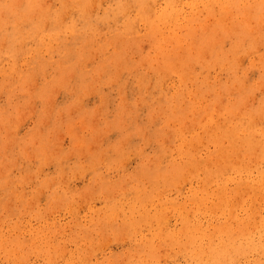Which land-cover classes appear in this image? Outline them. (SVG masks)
Masks as SVG:
<instances>
[{"label": "rangeland", "instance_id": "374dc122", "mask_svg": "<svg viewBox=\"0 0 264 264\" xmlns=\"http://www.w3.org/2000/svg\"><path fill=\"white\" fill-rule=\"evenodd\" d=\"M164 1L0 0V264H79V262L80 264H136L137 262L138 264H264V185H258L259 187L256 185L264 174V159H261L262 156H257L256 160L252 155H255L256 151L258 153L256 155L262 154L261 144L264 142V122H262L264 121V11L261 10V8L264 10V0H225L230 3L227 6V15L223 14L219 3L214 0L206 2L171 0L174 17L172 16L169 21L161 22L156 20V13L164 6ZM232 13L233 15H230ZM223 15L232 18L231 22L228 23L229 19ZM249 16L256 22L248 18ZM142 17L152 23L153 31L147 29L141 20ZM260 17L262 21L259 20ZM221 18L222 23L228 19L226 26L224 25L226 30L216 29L214 32H208L211 26H218L215 21ZM202 24L207 30H203V27L201 29ZM230 24L232 26L227 27ZM259 26H261L260 30ZM192 28L198 30L193 31ZM228 29L230 31L227 32ZM161 36L168 40L160 39ZM175 37L178 42L173 39ZM192 38L195 43H191ZM213 41L216 43L214 44ZM197 44L202 45L203 48H198ZM194 50L202 51L205 55ZM157 54L161 56L155 57ZM142 60L145 61L142 63ZM166 60L174 64L177 72L183 74L181 81L185 83L181 84L174 71L169 69L162 71L160 64ZM179 62L185 63L180 65ZM202 78L206 79L202 80ZM191 85L192 87H189ZM230 88L235 89V92ZM190 90L192 92L200 90L194 101L199 100L198 97L202 99H200L202 105L199 101L195 104L198 108L199 105L206 106L204 114L207 116L202 113L194 116L187 111L186 107L192 100ZM207 90L212 94L206 93ZM185 91L189 94H185ZM218 93H221V96ZM203 94L204 98H202ZM205 95L209 97L204 100V104ZM241 102L242 106L239 105ZM214 103L218 106L216 107ZM182 114L186 121H191L185 122L183 118L180 120L175 118L176 115ZM245 114L247 117L249 114L248 119ZM254 115L256 117H253ZM188 116H193L194 119L191 118L194 121L188 119ZM252 118L256 120L253 122ZM246 119L250 120L251 124L248 121L243 122ZM187 123L190 125H188L189 131L186 129ZM247 124L251 127H246ZM233 126L236 127L235 130ZM213 127L217 134L220 131L218 135L215 134ZM181 129L185 131L182 132ZM227 130L230 133L229 137L234 141H237L235 137H239L238 141L244 138L240 133L243 134L242 136L248 133V138H244L245 141L252 140L249 145L252 144L254 149L259 147L258 150L246 148L248 144H243L244 139H240L242 142L237 141L239 143L236 145L237 151L232 153L234 159L229 156L225 161L217 160L218 146L222 145V148H226L231 141L230 138L225 139V135L218 137L223 131L226 134ZM210 131L214 132L209 133ZM251 132L255 133L254 139L259 137L257 142L261 146H258L257 142L254 143L256 139L252 138ZM233 133L235 136L231 135ZM237 133L240 136H236ZM197 136H201L198 141ZM209 136L211 139L208 138ZM220 139H223V144ZM194 140L196 143L193 142ZM205 142L209 146L208 144L205 146ZM225 143L227 145H224ZM213 150L214 152L210 153ZM211 154H214V159ZM236 155L240 157L237 158ZM196 159L199 161L196 162ZM188 160L192 162H187ZM169 161L170 163L167 164ZM215 162L217 164H214ZM240 162L245 164L241 166ZM249 162L251 163L246 165ZM183 164L189 165L188 168L185 165L187 170L182 167ZM210 164L218 167L212 168L216 173L213 174L211 169L204 168L213 167ZM202 165L204 167H201ZM189 167L192 174L189 173ZM243 167H247L248 170ZM200 168L203 169L199 172ZM164 170H166L165 175ZM210 171L211 181L210 178L208 180V174L205 179V173ZM217 171L222 175L217 174ZM185 172L193 179H189ZM158 173L160 176L157 175ZM213 175H216L218 180ZM184 176L188 177L186 182ZM201 177L207 182L203 180L200 182ZM171 179L174 180L172 183ZM179 182L181 184H178ZM240 182L242 184H238ZM204 183L211 188V192H207L209 188L205 187ZM253 183L254 185H251ZM221 184H224L226 191L223 190V195L218 188ZM245 185L249 186L250 191ZM253 187L259 188L258 196L254 194L256 188L251 190ZM215 188L217 192L213 190ZM248 191L251 193L246 194ZM240 192L243 196H239ZM243 193L248 195L245 199ZM223 196L225 201L220 202ZM196 197L201 198V202H198ZM191 200H195L193 201L195 203H191ZM256 201L260 203L257 204ZM230 202L233 204L232 207ZM209 204L214 206L210 207ZM235 204L236 210L232 209ZM250 205L259 209L258 213H256L257 209L250 208V210ZM191 207L196 210H192ZM219 208L220 210L217 211L216 209ZM227 208H231L232 211L229 212ZM102 209L105 214L99 212ZM251 213L253 217L256 216L255 219L253 218L256 221L249 216ZM106 215L107 219H104ZM103 216L105 217L101 219ZM231 217L235 222H231L233 220ZM243 223L244 225H240ZM192 224H199L200 228H205L198 229L195 233L197 236L195 237L198 238L196 243L199 244H195V238L193 242L186 239V235L182 232L185 226ZM239 225L243 227L240 231ZM220 229L226 232L222 233ZM173 232H175V240L169 237ZM199 235L202 237L200 238ZM217 235L221 238H217ZM181 237L183 241L186 239L187 243L182 242L179 239ZM208 238L213 241H206ZM189 244H192V248ZM224 246L225 248L228 246L227 251ZM209 249L212 252L210 257H208ZM215 250L217 254L220 252L218 255L221 259L217 257ZM200 251L204 253L202 256ZM137 254H140L139 257ZM197 254H200V257Z\"/></svg>", "mask_w": 264, "mask_h": 264}, {"label": "bare ground", "instance_id": "6f19581e", "mask_svg": "<svg viewBox=\"0 0 264 264\" xmlns=\"http://www.w3.org/2000/svg\"><path fill=\"white\" fill-rule=\"evenodd\" d=\"M132 1H133V0H132ZM139 1L141 2L142 0H139ZM157 1H158V0H157ZM203 1L206 2V1H208V0H203ZM214 1L217 2V3H219L221 11H223V14H224V13L226 14V12H227V6H228L230 3L227 2V1H225V0H224V2H223V0H214ZM246 1H247V0H246ZM129 2H130V1H129ZM135 2H136V1H135ZM144 2H145V1H144ZM153 2H154V1H153ZM181 2H182V1H181ZM230 2H232V1H230ZM258 2H259V1H258ZM154 3H156V2H154ZM262 3H263V2H262ZM126 4H127V3H126ZM129 4H130V3H129ZM142 4H143V2H142ZM142 4H141V6H142ZM178 4H179V3H178ZM236 4H237V3H236ZM120 5H122V4H120ZM240 5H241V4H240ZM254 5L256 6V3H255ZM131 6H132V5H131ZM133 6H134V5H133ZM188 6H189V5H188ZM238 6H239V5H238ZM255 6H254V7H255ZM260 6H261V5H260ZM262 6H263V5H262ZM262 6H261V7H262ZM144 7H145V5H144ZM198 7H199V6H198ZM204 7H205V6H204ZM207 7H208V6H207ZM213 7H214V6H213ZM239 7H241V6H239ZM239 7H238V8H239ZM261 7H260V8H261ZM118 8H119V7H118ZM124 8H125V7H124ZM130 8H131V7H130ZM139 8H140V7H139ZM173 8H174V6H173L171 0H165V1H164V6H163L162 8H160L159 11L156 13V20H161V22L169 21L171 18L174 17L173 14H172ZM201 8H202V7H201ZM215 8H217V7L215 6ZM234 8H235V7H234ZM243 8H244V7H243ZM122 9H123V8H122ZM122 9H120V10H122ZM140 9H141V8H140ZM146 9H147V8H146ZM209 9H210V8H209ZM212 9H213V8H212ZM236 9H237V8H236ZM239 9H240V8H239ZM241 9H242V8H241ZM174 10H175V9H174ZM215 10H216V9H215ZM217 10H218V9H217ZM234 10H235V9H234ZM261 10L264 11L263 8H261ZM118 11H119V10H118ZM126 11L128 12V9H126ZM126 11H124V12H126ZM130 11H131V10H130ZM137 11H138V10H137ZM155 11H156V10H155ZM202 11H203V10H202ZM205 11H206V10H205ZM228 11H229V10H228ZM250 11H251V13H252V10H250ZM124 12H121V13H124ZM141 12H142V11H141ZM144 12H145V11H144ZM179 12H180V11H179ZM218 12H219V11H218ZM229 12H230V11H229ZM235 12H236V11H235ZM244 12H245V11H244ZM244 12H243V13H244ZM152 13H153V12H152ZM173 13H174V11H173ZM215 13H216V12H215ZM227 13H228V12H227ZM230 13H231V12H230ZM236 13H237V12H236ZM240 13H241V12H240ZM243 13H242V14H243ZM246 13H247V12H246ZM260 13H261V11H260ZM112 14H113V13H112ZM119 14H120V13H119ZM127 14H128V13H127ZM197 14H198V13H197ZM197 14H196V15H197ZM209 14H210V13H209ZM212 14H214V13H212ZM212 14L210 15L211 17H212ZM216 14H217V13H216ZM238 14H239V13H238ZM238 14H236V15H238ZM242 14H241V15H242ZM123 15H124V14H123ZM226 15H227V14H226ZM226 15H223V16H226ZM230 15H233V13L230 14ZM243 15H244V14H243ZM246 15L248 16V14H246ZM251 15H252V14H250V16H251ZM260 15H261V14H260ZM263 15H264V14H263ZM143 16H145V15H143ZM172 16H173V17H172ZM192 16H193V15H192ZM205 16H206V15H205ZM228 16H229V15H228ZM250 16H249L248 18H250ZM253 16H254V15H253ZM108 17H109V16H108ZM194 17H195V16H194ZM211 17H210V18H211ZM213 17H214V16H213ZM221 17H222V15H221ZM226 17H227V16H226ZM230 17H231V16H230ZM262 17H263V16H262ZM262 17H260L259 20L262 21ZM177 18H178V17H177ZM205 18H206V17H205ZM207 18H208V17H207ZM223 18H224V17H223ZM227 18L229 19V21H228ZM227 18H226V19H227L226 22H223L224 24L221 22L222 18H221V19H216L217 21L214 20L218 26H216V27L211 26V28H210V30H209L208 32H214L216 29H217V30H219V29H220V30H223V29L226 30L225 26H226L227 21H228V23H230V22H231V19H232V18L230 19L229 17H227ZM13 19H14V18H13ZM128 19H129V18H127V20H128ZM150 19H151V18H150ZM189 19H190V18H189ZM193 19H194V18H193ZM208 19H209V18H208ZM208 19H207V20H208ZM237 19H238V18H237ZM239 19H241V17H240ZM243 19H245V17H243ZM246 19H247V17H246ZM250 19H252V18H250ZM135 20H136V19H135ZM141 20L143 21L144 25L147 26V29H148V30H151V31L154 30V28H153V26H152V23L149 22V20L145 19V17H144V18L142 17ZM153 20H154V19H153ZM211 20H213V19H211ZM211 20H210V21H211ZM223 20H224V19H223ZM252 20H253V19H252ZM252 20H251V21H252ZM259 20H258V22H259ZM14 21H15V20H14ZM131 21H132V20H131ZM187 21H188V20H187ZM224 21H225V20H224ZM253 21L256 22L255 19H254ZM198 22H199V21H198ZM202 22H203V20H202ZM204 22H205V19H204ZM212 22H213V21H212ZM248 22H250V21H248ZM133 23H134V21H133ZM135 23H136V21H135ZM170 23H171V22H170ZM232 23H233V22H232ZM232 23H231V24H232ZM240 23H241V22H240ZM243 23H245V22H243ZM128 24H129V23H128ZM136 24H137V23H136ZM179 24H180V23H179ZM179 24H178V25H179ZM182 24H184V22H183ZM198 24H199V23H198ZM206 24H207V23H206ZM208 24H209V23H208ZM213 24H214V23H213ZM231 24H230V25H227V27H228V26L231 27V26H232ZM235 24H236V23H235ZM252 24H253V23H252ZM262 24H263V22H262ZM24 25H25V24H24ZM125 25H126V24H125ZM194 25H195V24H193V26H194ZM200 25H201V24H200ZM224 25H225V26H224ZM141 26H142V25H141ZM159 26H160V25H159ZM161 26H162V25H161ZM173 26H174V25H173ZM240 26H241V25H240ZM240 26H239V27H240ZM249 26L251 27V25H249ZM249 26H248V27H249ZM252 26H253V25H252ZM168 27H171V26L168 25ZM191 27H192V26H191ZM194 27H196V26H194ZM202 27H203V24H202V26H201V29H202ZM230 27H229V28H230ZM241 27H242V26H241ZM245 27H247V26L245 25ZM260 27H261V26H259V30L261 29ZM166 28H167V27H166ZM126 29H127V28H126ZM183 29H185V28H183ZM188 29H189V26H188ZM192 29H193V28H192ZM204 29L207 30V28H205V26L203 27V30H204ZM245 29L248 31L247 28H245ZM251 29H253V28H251ZM257 29H258V28H257ZM164 30H165V29H164ZM168 30H169V29H168ZM168 30H167V31H168ZM194 30L196 31V30H198V29H193V31H194ZM225 30H224V31H225ZM232 30H233V28H232ZM232 30H231V31H232ZM237 30H238V29H237ZM240 30H241V28H240ZM243 30H244V29H243ZM254 30H255V29H254ZM74 31H75V30H74ZM126 31H128V30H126ZM187 31H188V30H187ZM228 31H230V30L228 29L227 32H228ZM131 32H132V34H133V31H131ZM182 32H183V31H182ZM189 32H190V31H189ZM244 32H245V30H244ZM248 32H250V31H248ZM258 32H259V31H258ZM258 32H256V33H258ZM165 33H166V32H165ZM167 33H168V32H167ZM185 33H186V32H185ZM235 33H236V32H235ZM242 33H243V31H242ZM253 33H254V32H253ZM260 33H261V32H260ZM186 34H187V33H186ZM247 34H248V33H247ZM249 34H250V33H249ZM125 35H126V34H125ZM157 35H158V34H157ZM172 35H174V34H172ZM193 35H194V34H193ZM218 35H219V34H218ZM243 35H244V33H243ZM252 35H253V34H252ZM252 35H251V36H252ZM256 35H257V34H256ZM259 35H260V34H259ZM263 35H264V34H263ZM132 36H133V35H132ZM158 36H160V35H158ZM238 36H239V35H238ZM240 36H241V33H240ZM161 37H162V38H160V39L164 40V38H165V40H166V37H163V36H161ZM176 37H177V36H176ZM176 37L173 38V39H175V41H177V38H176ZM182 37H183V36H182ZM214 37H215V36H214ZM241 37H242V36H241ZM249 37H250V36H249ZM5 38H6V37H5ZM49 38H50V37H49ZM89 38H90V37H89ZM123 38H124V37H123ZM131 38H132V37H131ZM167 38H168V34H167ZM189 38H190V37H189ZM242 38H244V37H242ZM251 38H252V37H251ZM173 39H172V40H173ZM180 39H182V38H180ZM190 39H191V38H190ZM121 40H123V39H121ZM127 40H128V39H127ZM167 40H168V39H167ZM167 40H166V41H167ZM194 40H195V39H194ZM231 40H232V38H231ZM231 40H229V42H230ZM249 40H250V39H249ZM259 40H260V39H259ZM51 41H52V40H51ZM169 41H170V40H169ZM183 41H184V40H183ZM183 41H182V42H183ZM192 41H193V38H192ZM41 42H43V41H41ZM123 42H124V41H123ZM125 42H126V41H125ZM128 42H129V41H128ZM160 42H161V41H160ZM177 42H178V41H177ZM190 42H191V41L189 40V44H190ZM232 42H233V41H232ZM259 42H260V41H259ZM163 43H164V42H163ZM168 43H169V42H168ZM191 43H195V42L193 41V42H191ZM208 43H209V42H208ZM213 43L215 44L216 42L213 41ZM234 43H236V42H234ZM243 43H244V42H243ZM253 43H254V42H253ZM45 44H46V43H45ZM159 44H160V43H159ZM159 44H158V45H159ZM169 44H171V43H169ZM172 44H173V43H172ZM178 44H179V43H178ZM180 44H181V43H180ZM180 44H179V45H180ZM224 44H225V43H224ZM236 44H237V43H236ZM261 44H262V43H261ZM173 45H174V44H173ZM176 45H177V44H176ZM179 45H177V46L179 47ZM197 45H198V44H197ZM208 45H209V44H208ZM232 45H233V44H232ZM232 45H231V46H232ZM238 45H239V44H238ZM251 45H252V44H251ZM253 45H254V44H253ZM256 45H257V43H256ZM52 46H53V45H52ZM126 46H127V45H126ZM165 46H166V45H165ZM171 46H172V45H171ZM193 46H194V45H193ZM193 46H192V47H193ZM198 46H199L198 48L201 49L202 45L199 44ZM205 46H206V44H205ZM210 46H211V45H210ZM231 46H230V47H231ZM259 46H260V44H259ZM157 47H158V46H157ZM162 47H163V46H162ZM261 47H262V46H261ZM127 48H128V47H127ZM167 48H168V47H167ZM170 48H171V47H170ZM173 48H174V46H173ZM182 48H183V47H182ZM186 48H187V46H186ZM193 48H194V47H193ZM202 48H203V47H202ZM238 48H239V47H238ZM124 49H125V48H124ZM142 49H143V48H142ZM152 49H153V47H152ZM163 49H164V48H163ZM175 49H176V48H175ZM175 49H174V50H175ZM183 49H184V48H183ZM190 49H191V48H190ZM206 49H207V47H206ZM125 50H126V49H125ZM166 50H167V49H165V51H166ZM169 50H170V49H169ZM177 50H178V49H177ZM196 50H198V49H196ZM196 50H194V51L196 52ZM35 51H36V50H35ZM167 51H168V50H167ZM184 51H185V50H184ZM190 51H191V50H190ZM215 51H216V50H215ZM241 51H242V50H241ZM246 51H248V50H246ZM156 52H157V51H155V53H156ZM175 52H176V51H175ZM186 52H187V50H186ZM197 52H202V51H197ZM197 52H196V53H197ZM205 52H207V51H205ZM216 52H217V51H216ZM249 52H250V51H249ZM130 53H132V52H130ZM158 53H159V52H158ZM173 53H174V52H173ZM177 53H179V52H177ZM187 53H188V52H187ZM190 53H191V52H190ZM190 53H189V55H190ZM218 53H219V52H218ZM247 53H248V52H247ZM160 54H161V53H160ZM165 54H166V53H165ZM202 54H204V53L202 52ZM206 54H207V53H206ZM158 55H159V54L155 55V57L158 56ZM189 55H188L187 57H189ZM196 55H197V54H196ZM196 55H195V56H196ZM204 55H205V54H204ZM207 55H208V54H207ZM217 55H218V54H217ZM159 56H161V55H159ZM159 56H158V57H159ZM163 56H164V55H163ZM163 56H162V57H163ZM155 57H154V58H155ZM158 57H157V59H158ZM204 57H205V56H204ZM227 57H228V56H227ZM262 57H263V56H262ZM144 58H145V57H144ZM175 58H176V57H175ZM180 58H181V57H180ZM197 58H198V57H197ZM208 58H209V57H208ZM152 59H153V58H152ZM163 59H164V58H163ZM190 59H192V58H189V60H190ZM200 59H201V58H200ZM200 59H199V62H200ZM205 59H207V58H205ZM259 59H261V58H259ZM259 59H258V60H259ZM137 60H138V59H137ZM145 60H146V62L148 61L147 58H146ZM145 60H142V63H143ZM194 60H195V59H194ZM157 61H158V60H157ZM157 61H156V62H157ZM175 61H176V60H175ZM183 61H184V60H183ZM204 61H205V60H204ZM208 61H209V60H208ZM260 61H261V60H260ZM260 61H259V62H260ZM202 62H203V61H202ZM213 62H215V61H213ZM213 62H212V63H213ZM142 63H140V64H142ZM184 63H185V62H179L180 65H182V64H184ZM187 63H188V62H186V65H187ZM215 63H216V62H215ZM232 63H233V62H232ZM192 64H193V63H192ZM142 65H144V64H142ZM158 65H159V64H158ZM201 65H202V64H201ZM206 65H207V64H206ZM206 65H205V66H206ZM215 65H216V64H215ZM221 65H222V64H221ZM225 65H226V64H225ZM225 65H224V66H225ZM194 66H195V65H194ZM207 66H208V65H207ZM212 66H214V65H212ZM217 66H218V64H217ZM217 66H216V68H217ZM224 66H223V67H224ZM238 66H239V65H238ZM235 67H236V66H235ZM132 68H133V67H132ZM147 68H148V67H147ZM160 68L163 69L162 71H164V69H169V70H171V71H174V73H176V74L178 75V78H179L180 81L183 79V78H182V77H183V74H182L180 71L177 72V71L174 69V68H175V67H174V64H172L171 62H167V60H166V62L164 61V62H162V63L160 64ZM178 68H179V67H178ZM189 68H190V67H189ZM201 68H202V66H201ZM191 69H192V68H191ZM191 69H190V70H191ZM202 69H203V68H202ZM202 69H201V70H202ZM234 69H235V68H234ZM169 70H167V71L169 72ZM205 70H206V69H205ZM213 70H214V69H213ZM221 70H222V69H221ZM151 71H152V70H151ZM159 71H161V70L159 69ZM181 71H183V70L181 69ZM222 71H223V70H222ZM199 72H201V71H199ZM209 72H210V71H209ZM150 73H151V72H150ZM159 73H160V72H159ZM190 73H191V72H190ZM195 73H196V72H195ZM195 73H194V74H195ZM203 73H204V72H203ZM162 74H163V72H162ZM162 74H161V75H162ZM170 74H171V73H170ZM196 74H197V73H196ZM196 74H195V75H196ZM42 75H43V74H42ZM159 75H160V74H159ZM165 75H166V74H165ZM190 75H191V74H190ZM202 75H203V74H202ZM237 75H238V74H237ZM197 76H198V75H197ZM199 76H200V75H199ZM141 77H143V76H141ZM141 77H140V78H141ZM158 77H159V76H158ZM176 77H177V76H176ZM193 77H194V76H193ZM201 77H202V76H201ZM142 79H143V78H142ZM158 79H159V78H158ZM166 79H167V78H165V80H166ZM200 79H201V78H200ZM203 79H204V78H202V80H203ZM205 79H206V78H205ZM205 79H204V80H205ZM143 80H144V79H143ZM194 80H195V79H194ZM194 80H191V81L194 82ZM233 80H235V78H234ZM236 80H238V79H236ZM158 81H159V80H158ZM163 81H164V80H163ZM181 82H182V81H181ZM195 82H196V80H195ZM205 82H207V81H205ZM161 83H162V81H161ZM163 83H164V82H163ZM166 83H167V81H166ZM183 83H185V82H182L181 84H183ZM203 83H204V81H203ZM233 83H234V82H233ZM189 84H190V83H189ZM195 84H196V83H195ZM200 84H202V82H201ZM205 84H206V83H205ZM207 84H208V82H207ZM233 85H234V84H233ZM233 85H232V86H233ZM236 85H237V84H236ZM184 86L186 87L185 84H184ZM197 86H198V85H197ZM232 86H231V88H232ZM239 86H240V84H239ZM241 86H242V85H241ZM189 87H192V85L189 86ZM215 87H216V86H215ZM55 88H56V87H55ZM186 88H187V87H186ZM196 88H197V87H196ZM227 88H228V86H227ZM231 88H230L231 91H234V90H235V89L232 90ZM234 88H236V86H234ZM237 88H238V87H237ZM239 88H240V87H239ZM213 89H214V88H213ZM176 90H177V89H176ZM181 90L184 91V89H181ZM185 90H186V89H185ZM205 90H206V89H205ZM210 90H211V89H210ZM215 90H216V89H215ZM199 91H200V90H199ZM199 91L194 92V90H193V92H192V91L190 90V96H192V98H191V97H190V98H191L192 100L189 101V103H188V107H186V109H187V111H189V112H190L192 115H194V116L201 115L200 113H202L204 116H207V114H206V115L204 114L205 111H206V106H200V105H202V103L200 102V99H201V98L198 97L199 100L197 99V101L200 102L199 108L196 107V104H197L198 102H197V101H194V99L197 98V92H199ZM228 91H229V89H228ZM218 92H220V90H218ZM234 92H235V91H234ZM55 93H56V92H55ZM187 93H188V92L185 91V94H187ZM203 93H205V92H203ZM206 93H208V90H207ZM210 93H211V92H210ZM221 93H223V92H221ZM221 93H220V94H221ZM241 93H242V92H241ZM175 94H176V93H175ZM188 94H189V93H188ZM208 94H209V93H208ZM208 94H207V95H208ZM211 94H212V93H211ZM211 94H209V95H211ZM216 94H217V93H216ZM218 94H219V93H218ZM220 94H219V96H221ZM229 94H230V93H229ZM238 94H239V93H238ZM56 95H57V94H56ZM207 95H205V99H203V103H204V100H206V98L209 97V96L206 97ZM222 95H223V94H222ZM225 96H226V95H225ZM173 97H174V95H173ZM228 97H229V96H228ZM230 97H231V96H230ZM230 97H229V98H230ZM235 97H236V96H235ZM244 97H245V96H244ZM202 98H204V94H203V97H202ZM241 98H242V97H241ZM172 99H173V98H172ZM227 99H228V98H227ZM231 99H232V98H231ZM236 99H237V98H236ZM201 100H202V99H201ZM232 100H233V99H232ZM232 100H231V101H232ZM237 100H238V99H237ZM242 100H243V99H242ZM174 101H175V100H174ZM182 101H183V99H182ZM220 101H221V99H220ZM244 101H245V100H244ZM244 101H243V102H244ZM263 101H264V100H263ZM184 102H185V100H184ZM196 102H197V103H196ZM206 102H207V101H206ZM234 102H235V101L233 100V104H235ZM246 102H248V101L246 100ZM261 102H262V101H261ZM174 103H175V102H174ZM181 103H182V102H181ZM195 103H196V104H195ZM215 103H216V101H215ZM215 103H214V105H216ZM221 103H222V102H221ZM231 103H232V102H231ZM244 103H245V102H244ZM248 103H249V102H248ZM183 104H184V103H183ZM204 104H205V103H204ZM240 104H242V102L239 103V105H240ZM257 104H258V102H257ZM207 105H208V104H207ZM242 105H243V104H242ZM242 105H240V106H242ZM197 106H198V105H197ZM217 106H218V104L216 105V107H217ZM235 106H236V105H235ZM256 106H257V105H256ZM182 107H183V106H182ZM213 107H214V106H213ZM216 107H215V108H216ZM236 107H237V106H236ZM259 107H260V106H258V108H259ZM261 107H262V106H261ZM254 108H255V107H254ZM263 108H264V107H263ZM240 109H241V107H240ZM242 109H244V108L242 107ZM213 110H214V109H213ZM251 110H252V109H251ZM255 110H256V109H255ZM17 111H18V110H17ZM170 111H171V110H170ZM183 111H184V110H183ZM222 111H223V110H222ZM237 111H238V110H237ZM243 111H245V109H244ZM259 111H260V110L258 109V112H259ZM173 112H174V111H173ZM240 112H241V111H240ZM182 113H183V112H182ZM190 113H189V114H190ZM248 113L250 114L251 112H248ZM222 114H223V113H222ZM234 114H235V113H234ZM238 114L241 115V113H238ZM243 114H244V112H243ZM249 114H248V117H249ZM184 115H185V114H184ZM186 115H188V114L186 113ZM186 115H185V116H186ZM214 115H215V114H214ZM214 115H213V116H214ZM245 115H246V117H247V114H245ZM259 115H260V114H259ZM259 115H258V117H259ZM172 116H173V115H172ZM182 116H183V114H182L181 116H179V115L177 116V115H176L175 118H176V119L178 118V119L180 120V119L183 118ZM241 116L243 117V115H241ZM241 116H239V117L241 118ZM263 116H264V115H263ZM61 117H62V116H61ZM191 117H193V116H191ZM191 117L188 116V119H189V118L192 119ZM248 117H247V119H248ZM250 117H251V115H250ZM253 117H256V115H254ZM258 117H257V118H258ZM261 117H262V116H261ZM169 118H170V117H169ZM224 118H225V117H224ZM228 118H229V117H228ZM243 118H245V116H244ZM186 119H187V116H186ZM193 119H194V117H193ZM193 119H192V120H193ZM203 119H205V117H204ZM215 119H216V117H215ZM234 119H235V117H234ZM236 119H237V117H236ZM247 119H246L245 121H243V122H246V121L249 122V121H250V120H247ZM252 119H253V122L256 120V119L254 120V118H252ZM183 120H184L185 122H190V121H191V120H190V121H186L184 118H183ZM195 120H196V119H195ZM217 120H218V119H217ZM259 120H260V119H259ZM261 120H262V119H261ZM261 120H260V121H261ZM263 120H264V119H263ZM176 121H177V120H176ZM193 121H194V120H193ZM214 121H215V120H214ZM228 121H229V120H228ZM239 121H240V119H239ZM260 121H259V122H260ZM174 122H175V120H174ZM174 122L171 121V123H174ZM178 122H179V121H178ZM231 122H232V120H231ZM262 122H264V121H262ZM225 123H226V122H225ZM225 123H224V124H225ZM229 123H230V122H229ZM239 123H240V122H239ZM194 124H195V123H193V125H194ZM200 124H201V123H200ZM211 124H213V123H211ZM220 124H221V123H220ZM236 124H238V122H237ZM244 124H245V123H244ZM249 124H251V123L249 122ZM249 124H247L246 127H247V126H250ZM255 124H257V123L255 122ZM259 124H260V123H259ZM184 125H185V124H183V126H184ZM188 125H189V124L187 123V126H188ZM203 125H204V124H203ZM206 125H207V123L205 124V126H206ZM214 125H216V123H215ZM230 125L232 126L231 123H230ZM230 125H229V127H230ZM239 125H240V124H239ZM174 126H175V125H174ZM174 126H173V127H174ZM189 126H190V125H189ZM189 126H188V127H189ZM201 126H202V124H201ZM225 126H226V124H225ZM227 126H228V124H227ZM234 126H235V124H234ZM234 126H233V127H234ZM242 126H244V125H242ZM252 126H254V124H253ZM188 127H187L186 129H188V131H189L190 127H189V128H188ZM195 127H196V125H195ZM203 127H204V126H203ZM220 127H222V126H220ZM250 127H251V126H250ZM250 127H248V128H250ZM256 127H257V126H256ZM260 127H261V126H260ZM182 128H183V127H182ZM192 128L194 129V127H192ZM196 128H199V127H196ZM213 128H214V127H213ZM237 128H238V127H237ZM171 129H172V127H171ZM216 129H217V128H216ZM219 129H220V128H219ZM219 129H218V130H219ZM221 129H222V128H221ZM229 129H230V128H228V130H229ZM235 129H236V127H234V130H235ZM244 129H245V128H244ZM178 130H179V129H178ZM181 130H182V132L185 131V129H184V130L181 129ZM198 130H199V129H198ZM224 130H226V127H224ZM228 130H227L228 133L226 132V134H224V131H223V133H221L220 136H218V137H221V136L223 137V135H225V137H226L225 139L230 138V137H229V136H230V133H229L230 130H229V131H228ZM234 130H232V131H234ZM246 130H247V128H246ZM261 130H262V129H261ZM175 131H176V130H175ZM214 131H215V134H217V133H216L217 131L215 130V128H214ZM214 131H212V132L210 131L209 133H213ZM232 131H231V132H232ZM241 131L243 132L244 130L241 129ZM241 131H240V132H241ZM250 131H251V130H250ZM182 132H181V133H182ZM237 132H238V131H237ZM240 132H239V133H240ZM244 132H245V131H244ZM179 133H180V132H179ZM186 133H187V132H186ZM191 133H192V132H191ZM200 133H202V131H200ZM207 133H208V132H207ZM209 133H208V134H209ZM219 133H220V131L218 132V134H219ZM234 133H235V131H234ZM234 133L231 134V135L233 136ZM259 133H261V131H259ZM263 133H264V130H263ZM215 134H214V136L216 137ZM218 134H217V135H218ZM228 134H229V135H228ZM237 134H238V133H237ZM249 134H250V133H249ZM253 134H255V133H252V132H251V136H253ZM256 134H257V133H256ZM180 135H181V134H180ZM197 135H198V134H197ZM202 135H204V133H203ZM202 135H201V136H202ZM210 135H211V134H210ZM240 135H241V137L248 138V136H247L248 133L246 134V136H242L243 134H241V133H240ZM240 135L238 134V135H236V136H240ZM257 135H258V134H257ZM57 136H58V135H57ZM173 136H174V135H173ZM201 136H197V137H198L197 141L200 140L199 137H201ZM234 136H235V135H234ZM251 136H250V138H251ZM263 136H264V135H263ZM179 137H180V136H179ZM175 138H176V137H175ZM208 138H210V136H209ZM238 138H239V137H238ZM238 138L235 137V139H237V141H238ZM244 138H240V139L243 140ZM252 138L254 139V136H253ZM252 138H251V139H252ZM258 138H259V137H255V139H256V140L254 139L255 142H254V140H253V142H254L255 144H256ZM263 138H264V137H263ZM182 139H183V138H182ZM204 139H205V138H204ZM210 139H211V138H210ZM213 139L216 140V139H219V138H216V139L213 138ZM230 139H231V141H230V142L228 141V142H229L228 145H227V143L224 144V145H227L226 148H222V145H221V146H218V148H217V153H216L217 160L225 161V160L228 159L229 156H232V153H233V152H236V151H237V149H236L237 146H236V145H237V144L239 145V143H237V141H234V140L232 139V137H231ZM240 139H239L238 142H242V140L240 141ZM177 140H178V139H177ZM220 140H221V142H222V144H223V141H222L223 139H220ZM220 140L218 141V142H219V143H218L219 145L221 144ZM246 140H247V139H246ZM189 141H191V140L189 139ZM202 141H204V140L202 139ZM211 141H212V140H211ZM211 141H210V143H211ZM224 141H226V140H224ZM244 141H245V139H244ZM259 141H260V139H259ZM263 141H264V139H263ZM175 142H176V141H175ZM193 142H195V140H194ZM207 142H208V139H207ZM207 142L204 143L205 146L209 143V142H208V143H207ZM235 142H236V143H235ZM251 142H252V140H251L250 142H249V141H248V142L245 141V143H243V144H246V145L248 144V147H247L246 145H245V146H246V148L250 149V147L253 148V147H252V144L249 145V143H251ZM190 143H192V142H190ZM195 143H196V142H195ZM216 143H217V142H216ZM261 143H262V142H261ZM174 144H175V143H174ZM179 144H180V143H179ZM204 144H203V145H204ZM213 144H214V143H213ZM243 144H242V145H243ZM255 144H254V145H255ZM263 144H264V142L261 144V145H262V146H261V145L257 142V145H258V146L260 145V146L262 147V151H261L262 154L259 153L260 155H256L257 151H256L255 155L251 153V154L253 155V157H254V156L256 157V160H257V158H258L257 156H259V157L262 156L261 159H264V145H263ZM187 145L190 146L189 144H187ZM197 145H198V142H197ZM199 145H201V144L199 143ZM224 145H223V146H224ZM208 146H209V144H208ZM213 146H214V145H213ZM243 146H244V145H243ZM175 147H176V145H175ZM198 147H199V146H198ZM200 147H201V146H200ZM200 147H199V148H200ZM202 147H203V146H202ZM220 147H221V148H220ZM170 148H171V147H170ZM176 148H177V147H176ZM181 148H182V147H181ZM185 148H186V147H184V149H185ZM238 148H240V147H238ZM243 148H244V147H243ZM258 148H259V147H257V149H254V148H253V149H254V150H258ZM173 149H174V148H173ZM188 149H190V148H188ZM192 149H193V148H191V150H192ZM177 150H178V148H177ZM182 150H183V149H182ZM186 150H187V149H186ZM193 150H194V149H193ZM196 150H197V149H196ZM196 150H194V151H196ZM241 150H243V149H241ZM241 150H239V151H241ZM244 150H246V149L244 148ZM172 151H173V150H172ZM187 151H189V150H187ZM199 151H200V149H199ZM252 151H253V150H252ZM252 151H249V152H252ZM259 151H260V150H259ZM192 152H193V151H192ZM212 152H214V150L211 151L210 153H212ZM174 153H175V151H174ZM184 153H186V152H184ZM196 153H197V152H196ZM196 153H193V154L196 155ZM172 154H173V153H172ZM177 154H178V153H177ZM201 154H202V153H201ZM206 154H207V153H206ZM208 154H209V153H208ZM214 154H215V153H214ZM214 154H211V155L213 156V159L215 158V157H214ZM238 154H239V153H238ZM245 154H247V153H245ZM251 154L249 153V155H251ZM257 154H258V153H257ZM100 155H101V154H100ZM160 155H161V154H160ZM164 155H165V154H164ZM170 155H171V154H170ZM240 155H241V154H240ZM209 156H210V155H209ZM234 156H235V155H234ZM236 156H237V158L240 157V156L238 157V155H236ZM165 157H166V156H165ZM175 157H176V156H175ZM185 157H186V156H185ZM185 157H184V158H185ZM196 157H197V156H196ZM203 157H204V156H203ZM207 157H208V156H207ZM210 157H211V156H210ZM244 157H245V156H244ZM244 157H243V160H244ZM247 157H248V156H247ZM255 157H254V158H255ZM176 158H177V157H176ZM232 158L234 159L233 156H232ZM186 159H187V158H186ZM197 159H198V157H197ZM197 159H196V160H197ZM213 159H212V163H213ZM230 159H231V158H230ZM240 159L242 160V158H240ZM248 159H249V158H248ZM250 159H251V158H250ZM210 160H211V158H210ZM238 160H239V159H238ZM252 160H255V159H252ZM258 160H259V159H258ZM182 161H183V160H182ZM189 161H191V160H188L187 162H189ZM194 161H195V160H194ZM198 161H199V160H197L196 162H198ZM175 162H176V161H175ZM185 162H186V161H185ZM187 162H186V163H187ZM191 162H192V161H191ZM196 162H195V163L193 162V163H194V164H197ZM205 162H206V161H205ZM229 162H230V161H229ZM231 162H232V161H231ZM252 162H253V161H252ZM254 162L258 163L257 161H254ZM163 163H164V162H163ZM169 163H170V161H169L167 164H169ZM193 163H191V164H193ZM203 163H204V162H203ZM232 163H233V162H232ZM240 163H241V162H240ZM243 163H244V162H243ZM243 163H241V164L238 163V164L242 166ZM250 163H251V162H249V163L246 164V165H249ZM176 164H177V162H176ZM204 164H205V163H204ZM214 164H217V163L215 162ZM214 164H210V165H213V167L210 166V168H209V167L206 168L207 166L204 167L203 165H202L201 167H204L205 169H208V170L211 169V170L213 171L212 168H214V167H215V168H218V167L214 166ZM219 164H221V163H219ZM223 164L225 165V162H224ZM233 164H235V163H233ZM244 164H245V163H244ZM179 165H180V164H179ZM185 165H186V168H188L187 166H189V165H187V164H183L182 167L185 168ZM206 165H207V164H206ZM224 165H221V166L223 167ZM246 165H245V166H246ZM252 165H253V163H252ZM263 165H264V164H263ZM170 166H171V165H170ZM176 166H177V165H176ZM197 166H200V165H197ZM208 166H209V165H208ZM219 166H220V165H219ZM221 166H220V167H221ZM245 166H244V167H245ZM250 166H251V165H250ZM254 166H255V165H254ZM254 166H253V167H254ZM258 166H259V165H258ZM171 167H173V166H171ZM182 167H180V168H182ZM192 167H193V166H192ZM225 167H226V165L224 166V168H225ZM236 167H237V166H236ZM244 167H243V168H244ZM183 168H182V170H183ZM186 168H185V169H186ZM193 168H195V167H193ZM227 168H228V166H227ZM239 168H240V167H239ZM243 168H242V169H243ZM246 168H247V167H246ZM246 168H244V169H246ZM195 169H196V168H195ZM202 169H203V168H202ZM202 169L200 168L199 172H200ZM228 169H229V168H228ZM228 169H226V170L228 171ZM233 169H234V167H233ZM244 169H243V170H244ZM249 169H251V168H249ZM186 170H187V169H186ZM186 170H185V171H186ZM188 170L190 171L189 173H191V167H189ZM217 170H218V169H217ZM222 170L225 171L224 169H222ZM240 170H241V169H240ZM247 170H248V168H247ZM261 170H262V169H261ZM141 171H142V170H141ZM165 171H166V170H164V175L166 174ZM177 171H178V170H177ZM183 171H184V170H183ZM197 171H198V168H197ZM214 171H215V172H214ZM214 171H213V174L216 173V170H215V169H214ZM218 171H219V170H218ZM218 171H217V174L220 175L221 173H219ZM220 171H221V170H220ZM263 171H264V170H263ZM175 172H176V171H175ZM175 172H174V174H175ZM186 172H187V171H186ZM186 172H185V174L188 173V172H187V173H186ZM199 172H196V174H199ZM221 172H222V171H221ZM225 172H226V171H225ZM210 173H211V171L205 173V179H206V175L208 174V176H209V177H208V180H209V178H210V181H211V178H212V177L210 176ZM247 173H248V172H247ZM255 173H257V171H255ZM261 173H262V171H261ZM263 173H264V172H263ZM172 174H173V173H172ZM181 174H183V173H181ZM191 174H192V173H191ZM222 174H224V173L222 172ZM222 174H221V175H222ZM248 174H249V173H248ZM157 175L160 176V173H158ZM178 175H179V174H178ZM211 175H212V173H211ZM219 175H218V176H219ZM181 176H182V175H181ZM181 176H180V177H181ZM186 176H188L189 179L192 178V177L190 178L191 175L189 176V175L187 174ZM201 176H202V174H201ZM213 176H216V175H213ZM248 176H249V175H248ZM153 177H154V176H153ZM165 177H166V176H165ZM182 177H183V176H182ZM182 177H181V178H182ZM188 177H186V178H188ZM193 177H194V176H193ZM222 177H224V176H222ZM245 177H246V175H245ZM256 177H257V176H256ZM256 177H255V178H256ZM167 178L169 179V176H168ZM184 178H185V176H184ZM186 178H185V179H186ZM195 178H196V177H195ZM195 178H194V179H195ZM203 178H204V175H203ZM203 178H202V177L200 178V179H201L200 182H203V181H204ZM216 178H217V176L215 177V179H216ZM238 178H239V177H238ZM179 179H180V178H179ZM182 179H183V178H182ZM192 179H193V178H192ZM222 179H223V178H222ZM243 179H244V178H243ZM246 179H247V178H246ZM248 179H249V178H248ZM248 179H247V180H248ZM202 180H203V181H202ZM217 180H218V178H217ZM219 180H220V179H219ZM251 180H253V179H251ZM255 180H256V179H255ZM255 180H254V181H255ZM141 181H142V180H141ZM172 181H174V180L171 179V183H172ZM179 181H180V180H179ZM182 181H184V179H183ZM186 181H187V179L185 180V182H186ZM193 181H194V180H193ZM230 181H231V180H230ZM241 181H242V179H241ZM154 182H155V181H154ZM162 182H163V181H162ZM185 182H184V183H185ZM198 182H199V181H198ZM204 182H207V181L205 180ZM216 182H218V181H216ZM222 182H223V181H222ZM242 182H245V181H242ZM242 182H240V183H238V184H242ZM173 183H174V182H173ZM227 183H228V182H227ZM230 183H231V182H230ZM150 184H151V183H150ZM153 184H157V183H153ZM153 184H152V185H153ZM158 184H159V182H158ZM158 184H157V185H158ZM163 184H164V183H163ZM178 184H181V182H179ZM182 184H183V183H182ZM194 184H195V183H194ZM198 184H199V183H198ZM204 184H205V183H204ZM214 184H215V183H214ZM245 184H246V182H245ZM161 185H162V184H161ZM170 185H171V184H170ZM176 185H177V184H176ZM200 185H201V184H200ZM200 185H199V186H200ZM206 185H207V184H205L204 186H205V187H208V186H206ZM248 185H249V183H248ZM248 185H245V186H247V188H248L247 190L250 191V188H249L250 185H249V186H248ZM251 185H254V183L251 184ZM256 185H257V186H258V185H264V174H262L261 177L258 179ZM177 186H178V185H177ZM191 186H192V185H191ZM209 186H210V183H209ZM211 186H212V185H211ZM214 186H215V185H214ZM214 186H213V187H214ZM236 186H237V185H235V187H236ZM245 186H243V188H244ZM136 187H137V186H136ZM144 187H145V186H144ZM148 187H149V185H148ZM154 187L156 188V186H154ZM179 187H181V186L179 185ZM202 187H203V184H202ZM258 187H259V186H258ZM262 187H263V186H262ZM145 188H146V187H145ZM161 188H163V186H162ZM161 188H160V190H161ZM203 188H204V187H203ZM208 188H209V187H208ZM208 188H207V189H208ZM218 188H220L219 190H220V192H221V195H223V194H224V191H225V190H224V188H225L224 184H221L220 187L218 186ZM254 188H256V187L251 188V190H253ZM135 189H136V188H135ZM178 189H179V188H178ZM207 189H205V190H207ZM210 189H211V188H209V190H207V192L210 191ZM245 189H246V187H245ZM138 190H141V189H138ZM163 190H165V189H163ZM213 190H215L216 192L218 191V190H216V188L213 189ZM213 190H212V191H213ZM223 190H224V191H223ZM257 190H259V188H258V189L256 188V192H255L254 194H257V196H258L259 194L257 193ZM200 191H201V188H200ZM236 191H237V190H236ZM244 191H246V190H244ZM249 191H248V193L246 192V194H250L251 192L249 193ZM254 191H255V190H254ZM254 191H253V192H254ZM147 192H149V191L147 190ZM161 192H163V191L161 190ZM202 192H203V191H202ZM202 192H201V193H202ZM210 192H211V191H210ZM225 192H226V191H225ZM238 192H239V191H238ZM253 192H252V193H253ZM170 193H171V192H170ZM213 193H214V195H217V194H215V192H213ZM240 193H241V192H240ZM132 194H133V193H132ZM151 194H152V193H151ZM151 194H150V195H151ZM161 194H163V193H161ZM171 194H172V193H171ZM179 194H181V192H180ZM203 194H204V193H203ZM209 194H211V193H209ZM243 194H244V193H243ZM246 194H244V195H245V196H244V199L246 198V196H248V195H246ZM177 195H178V194H177ZM212 195H213V194H212ZM219 195H220V194H219ZM221 195H220V196H221ZM234 195H235V194H234ZM234 195H233V196H234ZM241 195H242V193H241L239 196H241ZM251 195H252V194H251ZM165 196H166V195H165ZM200 196H201V195H200ZM220 196H219V197H220ZM237 196H238V195H236V197H237ZM239 196H238V197H239ZM242 196H243V195H242ZM253 196H255V195H253ZM257 196H255V198H256ZM132 197H133V196H132ZM141 197H142V196H141ZM161 197H162V196H161ZM194 197H195V196H194ZM209 197H210V196H209ZM217 197H218V196H217ZM250 197H251V196H250ZM133 198H134V197H133ZM139 198H140V197H139ZM139 198H138V199H139ZM146 198H147V197H146ZM157 198H158V197H157ZM165 198H166V197H165ZM214 198H215V197H214ZM214 198H213V199H214ZM221 198H222V197H221ZM144 199H145V198H144ZM144 199H143V200H144ZM169 199H170V197H169ZM179 199H180V198H179ZM181 199H182V198H181ZM184 199H185V198H184ZM189 199H190V198H189ZM211 199H212V198H211ZM219 199H220V198H219ZM219 199H218V200H219ZM233 199H234V197H233ZM240 199H241V198H240ZM248 199H249V198H248ZM250 199H251V198H250ZM258 199H259V198H258ZM262 199H263V198H262ZM196 200H198V202H201V198H198V199H197V197H196ZM218 200H216V201H218ZM227 200H228V199H227ZM241 200H242V199H241ZM251 200H252V199H251ZM253 200H254V198H253ZM136 201H137V200H136ZM157 201H158V200H157ZM166 201H168V200H166ZM171 201H172V200H171ZM193 201H195V200H193ZM193 201L191 200V203H195V202H193ZM213 201H214V200H213ZM223 201H225L224 196H223V200L221 199L220 202H223ZM234 201H235V200H234ZM244 201H245V200H244ZM244 201H243V202H244ZM247 201H248V200H247ZM258 201H259V200H258ZM120 202H121V201H120ZM151 202H152V201H151ZM220 202H219V204H220ZM232 202H233V201H232ZM250 202H251V201H250ZM256 202H257V201H256ZM110 203H111V202H110ZM152 203H153V202H152ZM177 203H178V202H177ZM209 203H210V202H209ZM216 203H217V202H216ZM216 203H213V204L215 205ZM239 203H240V202H239ZM252 203H253V204H252ZM252 203H251V204L254 205L255 201L252 202ZM259 203H260V202H259ZM259 203L257 202V204H259ZM144 204H145V203H144ZM144 204H143V205H144ZM165 204H166V202H165ZM178 204H179V203H178ZM197 204H198V203H197ZM197 204H196V206H197ZM213 204H211V205L214 206ZM219 204H218V205H219ZM230 204H231L230 206L232 207L233 204H232L231 202H230ZM236 204H238V203H236ZM236 204L234 205V208H232V209L236 210V209H235ZM240 204H241V203H240ZM119 205H120V204H119ZM134 205H135V204H134ZM198 205H199V204H198ZM209 205H210V204H209ZM209 205H207V207H208ZM211 205H210V207H212ZM222 205H223V204H222ZM222 205H220V206L222 207ZM238 205H239V204H238ZM238 205H237V206H238ZM111 206H112V205H111ZM130 206H131V205H130ZM136 206H137V205H136ZM175 206H176V205H175ZM175 206H174V207H175ZM205 206H206V205H205ZM205 206H203V207H205ZM220 206H219V207H220ZM223 206H224V205H223ZM240 206H241V205H240ZM243 206H244V205H243ZM257 206H258V205H257ZM257 206H256V207H257ZM158 207H159V206H158ZM192 207H195V206H192ZM192 207H191V208H192ZM216 207H217V205L215 206V208H216ZM252 207H254V208H252ZM252 207H251V205H250V206H249V209H250V208L253 209V210H254V209H257V208H255V206H252ZM132 208H133V207H132ZM237 208H238V207H237ZM118 209H119V208H118ZM200 209H202V207H200ZM208 209H209V208H208ZM227 209H228V208H227ZM249 209H248V211H249ZM251 209H250V210H251ZM190 210H191V209H190ZM190 210H189V211H190ZM192 210H196V209H193V208H192ZM204 210H205V209H204ZM216 210L218 211V210H220V208H219V209H216ZM216 210H215L214 212H216ZM225 210H226V208H225ZM229 210H231V208L228 209V211H229ZM234 210H233L232 213H234ZM237 210H238V209H237ZM258 210H259V209L256 210V211H257L256 213H258ZM111 211H112V210H111ZM145 211H146V210H145ZM211 211H212V208L210 209V213H211ZM231 211H232V210H231ZM246 211H247V210H246ZM248 211H247V213H248ZM99 212L105 214V212L103 211V209H102V211H99ZM109 212H110V211H109ZM114 212H115V211H114ZM114 212H112V213H114ZM119 212H120V211H119ZM132 212H133V211H132ZM143 212H144V211H143ZM178 212H179V211H178ZM194 212H195V211H194ZM197 212H198V211H197ZM197 212H196V213H197ZM203 212H204V211H203ZM203 212H202V214H203ZM229 212H230V211H229ZM251 212L253 213L254 211H251ZM107 213H108V212H107ZM130 213H131V212H130ZM135 213H136V211H135ZM135 213H134V214H135ZM186 213H187V212H186ZM205 213H206V212H205ZM232 213H229V214H232ZM252 213H251L249 216H252ZM259 213H260V212H259ZM109 214H110V213H109ZM109 214H108V215H109ZM117 214H118V213H117ZM187 214H188V213H187ZM191 214H192V213H191ZM198 214H199V213H198ZM214 214H215V213H214ZM224 214H225V213H224ZM127 215H128V214H127ZM140 215H142V214H140ZM192 215H193V214H192ZM192 215H191V216H192ZM225 215H226V214H225ZM98 216H99V215H98ZM109 216H110V215H109ZM116 216H117V215H116ZM206 216H207V215H206ZM228 216H229V215H228ZM259 216H261V215L259 214ZM104 217H105V216H103L101 219H103ZM120 217H121V216H120ZM124 217H125V216H124ZM137 217H138V216H137ZM141 217H142V216H141ZM255 217H256V216H255ZM255 217L252 216V219H253V218L255 219ZM261 217H262V216H261ZM116 218H117V217H116ZM184 218H185V217H184ZM184 218H183V219H184ZM186 218H187V216H186ZM189 218H190V217H189ZM208 218H209V217H208ZM104 219H107V215H106V218H104ZM121 219H122V218H121ZM222 219H223V218H222ZM226 219H228V218H226ZM231 219H233V218L231 217ZM243 219H244V218H243ZM243 219H242V220H243ZM249 219H250V218H249ZM252 219H250V220H252ZM254 219H253V220H254ZM261 219H262V218H261ZM97 220H98V219H97ZM130 220H131V219H130ZM134 220H135V219H134ZM136 220H138V219L136 218ZM185 220H186V219H185ZM220 220H221V219H220ZM229 220H230V219H229ZM234 220H235V219L231 220V222L234 221ZM244 220H245V219H244ZM246 220H247V218H246ZM257 220H258V219H257ZM102 221H103V220H102ZM102 221H101V222H102ZM111 221H112V220H111ZM120 221H121V220H120ZM177 221H178V220H177ZM187 221H188V220H187ZM191 221H192V220H191ZM208 221H209V220H208ZM248 221H249V220H248ZM254 221H256V220H254ZM254 221H251V222H254ZM98 222H99V221H97V223H98ZM101 222H100V223H101ZM109 222H110V221H109ZM116 222H117V221H116ZM124 222H126V221H124ZM167 222H168V221H167ZM171 222H172V221H171ZM209 222H210V221H209ZM234 222H235V221H234ZM239 222H240V221H239ZM239 222H238V223H239ZM244 222H245V221H244ZM249 222H250V221H249ZM261 222H262V220H261ZM92 223H94V221H93ZM95 223H96V222H95ZM134 223H135V222H134ZM134 223H133V224H134ZM178 223H179V222H178ZM184 223H185V222H184ZM198 223H199V222H198ZM225 223H226V222H225ZM229 223H230V222H229ZM247 223H248V222H247ZM257 223H258V221H257ZM117 224H118V222H117ZM135 224H136V223H135ZM167 224H168V223H167ZM226 224H228V223H226ZM234 224H235V223H234ZM248 224H249V223H248ZM258 224H259V223H258ZM94 225H97V224H94ZM120 225H121V224H120ZM122 225H123V224H122ZM138 225H139V224H138ZM165 225H166V224H165ZM181 225H182V224H181ZM240 225H244V223H243V224H240ZM240 225H239V226H240ZM246 225H247V224H246ZM251 225L253 226L254 224H251ZM260 225H261V224H260ZM177 226H178V225H177ZM223 226H224V225H223ZM235 226H236V225H235ZM248 226H250V225H248ZM94 227H95V226H94ZM167 227H168V226H167ZM178 227H180V226H178ZM212 227H213V226H212ZM229 227H231V226H229ZM237 227H238V226H237ZM240 227H241V226H240ZM245 227H247V226H245ZM132 228H133V227H132ZM132 228H131V229H132ZM238 228H239V227H238ZM242 228H243V227H241V228L239 229V231H240ZM255 228H256V227H255ZM255 228H254V229H255ZM129 229H130V228H129ZM134 229H135V228H134ZM158 229H159V228H158ZM168 229H169V228H168ZM198 229H201V230H202V229H205V228H204V227L200 228V225H199V224H192V225H190V226H185V229L182 230V232H183L184 235H186V237H187L186 239H189L191 242H193V239L195 238V239H194V240H195V244H199L198 242L196 243V240H197L198 238H196L197 236H196V234H195V233L197 232ZM216 229H218V228H216ZM247 229H248V228H247ZM122 230H123V229H122ZM148 230H149V229H148ZM148 230H147V232H148ZM153 230H154V229H153ZM220 230L222 231V233L224 232L222 229H220ZM226 230H227V229H226ZM233 230H234V229H233ZM126 231H127V230H126ZM211 231H212V230H211ZM213 231H214V230H213ZM213 231H212V232H213ZM216 231H217V230H216ZM235 231H237V230H235ZM199 232H201V231H199ZM202 232H203V231H202ZM202 232H201V233H202ZM212 232H211V233H212ZM218 232H219V231H218ZM225 232H226V231H225ZM225 232H224V233H225ZM131 233H133V230H131ZM219 233L221 234V232H219ZM229 233H230V231H229ZM242 233H244V232H242ZM139 234H140V233H139ZM152 234H153V233H152ZM198 234H199V233H198ZM237 234H238V233H237ZM134 235H135V234H134ZM136 235H137V234H136ZM147 235H148V234H147ZM181 235H182V233H181ZM215 235H216V234H214V236H215ZM230 235H231V234H230ZM239 235H241V233H239ZM155 236H156V235H155ZM155 236H154V237H155ZM195 236H196V237H195ZM199 236H200V235H199ZM214 236H213V237H214ZM217 236H218V235H217ZM222 236H223V235H222ZM237 236H238V235H237ZM169 237H172L173 240H175V239H176L175 232H173L172 234H170ZM184 237H185V236H184ZM201 237H202V235L200 236V238H201ZM134 238H135V237H134ZM200 238H199V239H200ZM217 238L220 239V238H221L220 235H219ZM179 239H181L182 242H185V241H186V239H185V241H183L182 237L179 238ZM213 239H214V238H213ZM215 239H216V238H215ZM231 239H232V238H231ZM231 239H230V240H231ZM164 240H165V239H164ZM203 240H204V239H203ZM207 240H208L209 242H210V241H213V240H210L209 238L206 239V241H207ZM225 240H226V239H225ZM232 240L234 241V239H232ZM139 241H140V240H139ZM201 241H202V240H201ZM158 242H159V241H158ZM167 242H168V241H167ZM167 242H166V243H167ZM188 242H189V241H188ZM218 242H219V241H218ZM35 243H36V242H35ZM143 243H144V242H143ZM178 243H180V242H178ZM178 243H177V246H178ZM186 243H187V241H186ZM189 243H190V242H189ZM225 243H226V242H225ZM150 244H151V243H149V245H150ZM180 244H181V243H180ZM180 244H179V245H180ZM192 244H194V243H192ZM192 244H191V245H192ZM204 244H205V243H204ZM213 244H214V243H213ZM232 244H233V242H232ZM149 245H148V246H149ZM155 245H156V244H155ZM157 245H158V244H157ZM186 245H187V244H186ZM189 245H190V244H189ZM191 245H190V246H191ZM201 245H202V244H201ZM211 245H212V242H211ZM217 245H218V244H217ZM226 245H227V244H226ZM228 245H229V244H228ZM180 246H181V245H180ZM183 246H184V245H183ZM187 246H188V245H187ZM187 246H186V247H187ZM190 246H189V247H190ZM194 246H195V245H194ZM198 246H199V245H198ZM213 246H214V245H213ZM213 246H212V247H213ZM195 247H196V246H195ZM210 247H211V246H210ZM227 247H228V246H226V248H227ZM147 248H148V247H147ZM178 248H179V246H178ZM181 248L183 249V247H181ZM191 248H192V246H191ZM196 248H198V247H196ZM201 248H202V247H201ZM201 248H200V249H201ZM224 248H225V246H224ZM224 248H223V249H224ZM226 248H225V250L227 251ZM229 248H230V246H229ZM234 248H235V247H233V249H234ZM255 248H256V247H255ZM144 249H145V247H144ZM155 249H156V248H155ZM169 249H172V248H169ZM186 249H189V250H190V248H186ZM194 249H195V248H193V250H194ZM205 249H206V248H205ZM207 249H208V247H207ZM213 249H214V248H213ZM150 250H151V249H150ZM150 250H149L148 252H150ZM184 250H185V249H184ZM218 250H219V249H218ZM228 250H229V249H228ZM230 250H231V249H230ZM230 250H229V251H230ZM234 250H237V249H234ZM234 250H233V251H234ZM80 251H81V250H80ZM151 251H153V250H151ZM163 251H164V250H163ZM175 251H176V248H175ZM175 251H174V253H176ZM191 251H192V249H191ZM210 251H211V249H209V252H210ZM215 251H216V250H215ZM220 251H221V250H220ZM223 251H224V250H222V252H223ZM233 251H232V252H233ZM188 252H190V251H188ZM201 252H202V251H200L199 253H200L201 256H202L204 253L202 254ZM207 252H208V251H207ZM222 252H221V255H222ZM224 252H225V251H224ZM12 253H13V252H12ZM143 253H144V252H143ZM151 253H152V252H151ZM158 253H159V252H158ZM167 253H168V252H167ZM178 253H179V252H178ZM211 253H212V252L209 253V256H208V257H210ZM215 253L217 254V251H216ZM215 253H213V254H215ZM241 253H242V252H241ZM77 254H78V253H77ZM144 254H145V253H144ZM149 254H150V253H149ZM152 254H155V253H152ZM170 254H171V253H170ZM179 254H180V253H179ZM181 254H182V253H181ZM191 254H192V253H191ZM200 254H199V255H200ZM218 254L220 255V252H219ZM218 254H217V255H218ZM225 254H226V253H225ZM228 254H229V253H228ZM228 254H227V255H228ZM231 254H232V253H231ZM238 254H239V253H238ZM243 254H244V253H243ZM137 255H138V254H137ZM137 255H136V256H137ZM139 255H140V254H139ZM139 255H138V257H139ZM141 255H142V254H141ZM197 255H198V254H197ZM199 255H198V256H199ZM206 255H208V254H206ZM219 255L217 256L218 258H219ZM241 255H242V254H241ZM244 255H245V254H244ZM245 256H246V255H245ZM78 257H79V256H78ZM146 257H148L147 254H146ZM146 257H145V258H146ZM151 257H152V256H151ZM153 257H155V256H153ZM199 257H200V256H199ZM213 257H214V256H213ZM220 257H221V256H220ZM232 257H234V252H233V256H232ZM235 257H236V256H235ZM71 258H72V257H71ZM79 258H80V257H79ZM135 258H136V257H135ZM140 258H141V257H140ZM192 258H193V257H192ZM224 258H225V257H224ZM236 258H238V257H236ZM74 259H75V258H74ZM80 259H81V258H80ZM82 259H83V258H82ZM147 259H148V258H147ZM154 259H155V258H153V260H154ZM197 259H198V258H197ZM219 259H221V258H219ZM83 260H84V259H83ZM137 260H138V259H137ZM149 260L151 261V259H149ZM211 260H212V259H211ZM222 260H223V258H222ZM154 261H156V260H154ZM195 261H196V260H195ZM214 261H215V260H214ZM69 262H70V261H69ZM131 262H132V261H131ZM198 262H199V261H198ZM215 262H216V261H215ZM77 263H78V262H77ZM196 263H197V262H196ZM218 263H219V261H218ZM79 264H80V262H79ZM136 264H138V262H137ZM198 264H199V263H198ZM201 264H202V263H201Z\"/></svg>", "mask_w": 264, "mask_h": 264}]
</instances>
